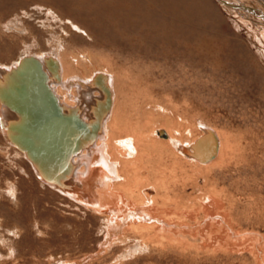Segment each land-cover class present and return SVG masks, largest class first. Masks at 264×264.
Segmentation results:
<instances>
[{
  "label": "rangeland",
  "instance_id": "374dc122",
  "mask_svg": "<svg viewBox=\"0 0 264 264\" xmlns=\"http://www.w3.org/2000/svg\"><path fill=\"white\" fill-rule=\"evenodd\" d=\"M239 16L219 0H0V67H12L29 54L53 56L57 48L109 58L115 71L128 70L165 108H177L197 125L236 134L243 156L230 165L237 168L211 177L225 190L223 207H230L234 231L252 234L251 239L258 235L259 245L264 242V45L253 36L256 28ZM89 103L84 99L82 105ZM190 188L184 196L199 193ZM102 213L41 183L0 131V264H257L248 245L194 256L176 246L149 248L131 233L108 238L109 218ZM191 231L176 236L197 243Z\"/></svg>",
  "mask_w": 264,
  "mask_h": 264
},
{
  "label": "bare ground",
  "instance_id": "6f19581e",
  "mask_svg": "<svg viewBox=\"0 0 264 264\" xmlns=\"http://www.w3.org/2000/svg\"><path fill=\"white\" fill-rule=\"evenodd\" d=\"M219 1L254 26L257 35L253 36L264 45V0ZM73 52L70 55L65 48H57L53 56L29 54L12 67H0V131L7 145L28 159L41 183L103 212L110 223L108 238L131 233L149 248L176 246L194 256L248 245L257 264H264V242L257 244V234L251 239L252 234L234 231L230 207H223L225 190L211 177L212 172L228 170L240 156L236 134L197 125L176 112L177 108H165L141 89L128 70L115 71L109 58ZM34 62L45 76L58 113L43 94ZM12 97L25 101L21 107L28 116L16 111L21 103L17 105ZM84 99L90 103L83 106ZM81 110L85 115L81 116ZM32 119L39 125L28 131V143L32 153L43 158V165L6 129L8 123L16 127ZM189 188L199 193L184 196ZM194 211L205 215L201 218ZM208 225L214 226L209 232L204 229ZM182 230L196 231L191 232L198 242L176 236Z\"/></svg>",
  "mask_w": 264,
  "mask_h": 264
},
{
  "label": "water",
  "instance_id": "95a60500",
  "mask_svg": "<svg viewBox=\"0 0 264 264\" xmlns=\"http://www.w3.org/2000/svg\"><path fill=\"white\" fill-rule=\"evenodd\" d=\"M33 59V60H32ZM31 60L32 61H34L35 59L34 58H32ZM34 67L36 68L37 67V72L35 71V73H37L38 75V77H39V80L38 81H40V83H41V88H42V91L44 92L45 91V93H43L44 95H45V98L46 99H50V103H52L53 105H54V107H55V109H56V113H58V107H57V105H56V102H55V98H54V96H53V94L48 90V88H47V85H46V83L44 82V80H45V76L43 75V73L40 71V68L38 67V64L36 63V62H34ZM32 66V65H31ZM38 86H39V84H38ZM19 87V85H17V88ZM21 88H22V85H21ZM41 91V92H42ZM27 96V95H26ZM17 105H19L20 103V105H19V107L18 108H16L14 105H11L14 109L16 108V111L17 112H19V113H22L23 115H25V116H28V114L29 113H26L27 111H23V109H22V107L21 106H24V104H25V101L24 100H21V101H16L15 100V98L14 97H12L11 98ZM53 107V108H54ZM60 113V112H59ZM36 116H37V118H36V120H39V117H40V114L39 115H37L36 114ZM61 116V119L63 120V118H65V115L64 114H61L60 115ZM70 119V118H69ZM66 120H68V118H66ZM40 122V121H39ZM75 123L76 124H79L80 123V121L79 120H75ZM39 124H37V123H34V121H33V119L32 120H30V121H28V123H27V121L26 122H22L21 124L19 123V127L18 126H14V124L13 123H8V124H6V129H7V131H10V134L16 139V140H18L19 142H21V144L23 145V147H25L29 152H30V154H31V156L34 158V160L35 161H37L40 165H43V164H45V161H43V158H41V156H40V154H37V155H35L34 153H32V146L30 145V143H28L29 142V132L28 131H32L31 129H34V128H36L37 126H38ZM59 125V126H58ZM58 125H53V126H57V127H60V124H58ZM50 132H52L51 130H50ZM17 133V134H16ZM17 141V142H18ZM34 154V155H33Z\"/></svg>",
  "mask_w": 264,
  "mask_h": 264
}]
</instances>
